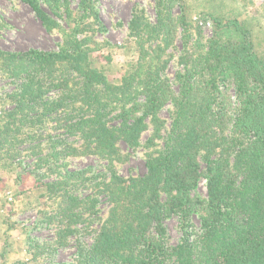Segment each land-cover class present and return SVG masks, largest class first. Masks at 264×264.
<instances>
[{
    "label": "trees",
    "instance_id": "obj_1",
    "mask_svg": "<svg viewBox=\"0 0 264 264\" xmlns=\"http://www.w3.org/2000/svg\"><path fill=\"white\" fill-rule=\"evenodd\" d=\"M23 1L47 30L59 28L41 0ZM45 2L63 8L70 28L57 50H0V70L19 81L3 100L0 155L33 158L55 239L7 264H37L44 254L62 264L50 257L72 237L67 264H264V38L250 1L157 0L155 20L136 9L132 55L114 79L99 63L112 54H96L81 28L99 20L95 1L79 0L77 13L69 0ZM197 16L211 24L209 36ZM124 146L145 150V173L120 174ZM82 156L106 165L73 169L70 158ZM9 245L8 237L2 258Z\"/></svg>",
    "mask_w": 264,
    "mask_h": 264
},
{
    "label": "rangeland",
    "instance_id": "obj_2",
    "mask_svg": "<svg viewBox=\"0 0 264 264\" xmlns=\"http://www.w3.org/2000/svg\"><path fill=\"white\" fill-rule=\"evenodd\" d=\"M71 7L77 13L79 0H69ZM95 8L99 14V20H87L86 24H81L83 35L91 38L93 47L98 50L96 54L110 53L113 61L101 58L100 65H105L110 69L109 77L114 79L118 75L121 62L130 59L132 51L129 48L132 37L130 36L129 22L136 9H143L152 20L156 17L157 0H94ZM248 1V0H247ZM248 10L251 17L259 18L257 32L264 38V0H249ZM43 7L60 24L59 28L52 31L46 29L34 10L23 0H0V50L5 51H26L29 49L57 50L63 44L64 30H69L70 24L66 20L63 8H52L45 0H41ZM199 27L209 36L211 34V24L206 23L196 17ZM202 21V22H201ZM257 22H255L256 24ZM173 49L174 57L180 55L182 51L181 40L175 44ZM177 58L172 59L167 73L174 78L179 69ZM120 65V66H119ZM19 85V81L8 77L0 70V116L4 112L6 104L4 98L7 93L14 91ZM234 95L233 91H230ZM163 116L169 118V111L164 110ZM59 133V132H57ZM129 153L127 162L118 166V171L124 176L141 175L145 173V159L143 148L136 150L123 147ZM24 151L21 155L10 153L0 155V264H7L12 259L32 258L35 251L33 245L46 244L55 239L54 227L45 220V212L51 209L46 202V197H41V193L35 188L33 175L29 171L33 170L31 165L33 158L27 156ZM23 161V166H20ZM70 165L74 168L93 167L95 172L102 171L106 163L95 156H82L70 158ZM24 173V174H23ZM23 176L20 177V175ZM205 181H202L198 188L199 194H206ZM197 223H199L197 221ZM169 236L172 242H177L181 233L178 230V220L172 217L166 221ZM9 237L10 245L7 247V258H2L5 240ZM92 232L84 239L91 241ZM77 240L70 239L67 246L56 247L52 253L56 263H72ZM40 262V263H39ZM37 264H49L50 259L43 255Z\"/></svg>",
    "mask_w": 264,
    "mask_h": 264
}]
</instances>
